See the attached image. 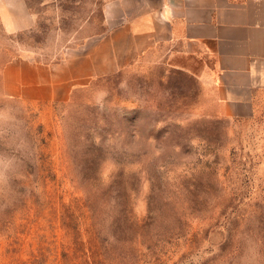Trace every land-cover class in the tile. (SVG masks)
I'll return each mask as SVG.
<instances>
[{
    "label": "rangeland",
    "instance_id": "obj_1",
    "mask_svg": "<svg viewBox=\"0 0 264 264\" xmlns=\"http://www.w3.org/2000/svg\"><path fill=\"white\" fill-rule=\"evenodd\" d=\"M26 1L31 28L0 20V99L37 159L0 213V264H238L239 234L264 239V120L222 115L156 50L50 107L12 94L8 63H60L106 29L108 0Z\"/></svg>",
    "mask_w": 264,
    "mask_h": 264
},
{
    "label": "crops",
    "instance_id": "obj_2",
    "mask_svg": "<svg viewBox=\"0 0 264 264\" xmlns=\"http://www.w3.org/2000/svg\"><path fill=\"white\" fill-rule=\"evenodd\" d=\"M0 20L10 33L36 22L26 0H0ZM104 22L60 63H8L6 89L50 107L156 50L206 85L222 115L264 120V0H108Z\"/></svg>",
    "mask_w": 264,
    "mask_h": 264
},
{
    "label": "clouds",
    "instance_id": "obj_3",
    "mask_svg": "<svg viewBox=\"0 0 264 264\" xmlns=\"http://www.w3.org/2000/svg\"><path fill=\"white\" fill-rule=\"evenodd\" d=\"M37 144L30 120L15 102L0 99V213L11 208L20 193L16 184L29 165H36ZM238 264H264V239L254 232L241 233Z\"/></svg>",
    "mask_w": 264,
    "mask_h": 264
}]
</instances>
